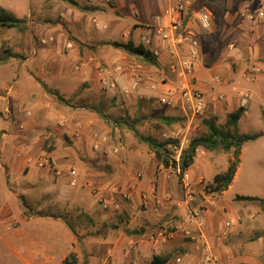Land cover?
Returning <instances> with one entry per match:
<instances>
[{
  "label": "crops",
  "instance_id": "1",
  "mask_svg": "<svg viewBox=\"0 0 264 264\" xmlns=\"http://www.w3.org/2000/svg\"><path fill=\"white\" fill-rule=\"evenodd\" d=\"M115 1L126 5V8L124 5H118L120 11L132 13L135 17L140 16V11L134 13V10H137L134 0H127V4L125 0ZM175 1L155 0L147 10L150 14H143L148 16L145 18V23H135L121 32L118 24L120 21L111 17V42L123 43L130 37L136 44L141 35L153 34L156 37L155 31L172 21L170 13ZM233 1L240 0H223L221 3H227L229 9L217 10V14L216 10L214 12L220 18V32H222L220 35H214L216 17L209 12L211 28L206 35L194 28L192 30L191 23H186L180 35L181 39L162 41L154 37L152 49L160 50L156 56L157 66H150L122 50L113 48L108 41L104 44L94 41L90 37L91 32L96 35L103 34L109 23H98L94 17H91L89 18L91 27H85L84 20L88 9L84 7L83 12L77 15L81 19L75 24L78 37L72 36L74 38L72 47L66 49L64 46L66 41L51 47L55 52L52 50L53 57L46 60L50 67L44 75V81L49 83L43 84V90L38 89L36 84L31 83V80L23 75H17V79L23 77L25 82L22 81L20 84L14 81L15 87L11 85V90L0 97V104L3 103L2 100L12 99L13 116L22 121V123L18 122L19 127L26 130L21 139L33 142L28 150L31 155L40 154L39 147H43L45 143H48L49 148L57 146L63 149L71 148V145H75L76 148L77 145L89 142L95 145L105 137L106 131L111 130V143L119 146L118 149L111 150V188L116 187L130 195L128 201H123L119 195H115L119 208L111 209V216H106V222L109 223V219L111 221V258L116 264H150L155 256L169 257L166 264H201L207 250L217 257L218 264H259L257 262L261 248L246 245L263 242L264 251V228L261 233L260 230H253L256 225L254 219L259 215L258 210L254 211L252 207L254 202L243 201L246 204L235 213L232 207L220 201L227 189L221 195L208 200L210 204L207 203L208 206L206 205L201 215V227L188 225L185 222L188 209L182 202L183 191L179 183L178 171L172 172L163 168L154 159L153 154L145 152V155H142L140 152H135L132 133L133 135L138 133L136 131L134 133L131 125H126L129 118L132 119L135 113L139 112L149 115L151 119L163 116L184 120L185 130L189 133L190 128L194 130L198 127L197 124L193 125L194 118L208 113L211 105L216 111H227V115L239 107L245 109L248 100L242 105L241 96H247L249 99L248 94L237 89L231 94L226 93L234 87L233 84L238 80L237 71L245 64L246 72L242 74L243 79L251 77L256 81L260 75L264 76L262 68L264 16L260 18L252 14V11L249 12L250 14L246 13L243 8L237 12L238 10L229 5ZM156 2H159L160 6L164 4L163 11L160 10L163 12L162 15L151 14L157 6ZM182 17L181 24L185 25V11ZM212 17L214 20L211 19ZM95 27L98 31L94 30ZM245 30H249L250 35L255 36L253 39L249 37L246 44L242 39ZM116 35L120 36L116 37ZM118 37L120 40L115 41L114 38ZM188 37H192L197 43L196 57L191 72L182 75L177 62L189 57L187 52L189 42L186 40ZM240 41L244 42L243 47L240 46ZM206 44H208L207 49L204 48ZM41 62L39 58H26L21 65L28 66V71L36 69L41 73L43 70L38 67ZM173 65L176 68H173ZM232 66L235 72L232 71ZM184 85L191 90L199 91L203 97V110L196 115L192 114L189 106L180 99L179 95L173 96L175 103L173 107L159 103V98L166 97L168 91L174 88L180 89L179 87ZM234 93L237 94L236 97H233ZM94 98L97 100L96 103ZM222 99L225 103L220 106L219 102ZM98 106H101L104 112L102 108L98 110ZM230 107L232 111L229 110ZM5 110L7 111L6 108ZM169 111L172 115L167 114ZM105 114L111 115L109 125H104L107 122L105 119H108ZM134 128L136 130V127ZM3 130L6 131L2 132V137L9 136L11 130H14L13 123ZM138 137L140 139L141 136ZM184 142L185 138L179 143V153L185 148ZM57 147L50 153L52 159ZM200 150L205 149L197 150L194 163L186 171L187 173L191 172L190 169L194 165L197 166ZM26 154L27 151L17 159L21 164L20 173L16 174L18 178L14 177L10 180L13 173L11 171L6 173L8 183L13 184L11 190L14 192L13 199L17 207L12 208L7 202L0 203V221L77 222L76 228L73 227V223L61 224L60 234L65 233L64 238L59 237L62 248L61 258L64 260L74 251L73 245L70 248L72 251L67 247V242L73 243L76 240L74 234L89 238L90 233L97 232L94 230L95 221L104 219V214H101L95 198L77 184L78 181L81 184L91 176H96L95 172L91 170L85 174L79 171L80 180L77 179L75 185H72V178L69 175L71 168L63 165L64 168L60 166V169L57 167L55 170L53 165L50 170H39L34 163H26L28 159L32 160L34 157ZM178 158L179 156L175 160ZM203 163L202 165L206 167L210 164L207 161ZM137 172H140L139 178L134 176ZM144 173L146 178L142 179ZM191 174L194 181L197 176L192 172ZM237 174L238 168L231 184L236 180ZM31 175H34L32 180H30V177H33ZM22 176L26 180L21 182H28L23 188L13 182V179L19 180ZM29 194H34L33 200L36 198L38 203L43 200L48 201L50 209L48 212L52 214L43 213L42 204L39 208L28 210L26 203L23 207L17 202V199L24 200ZM142 195H147L148 200L142 201ZM262 212L264 213L263 210ZM80 221L91 225H81ZM158 233H163L164 238L151 241V236ZM36 247L46 251L51 246L43 244Z\"/></svg>",
  "mask_w": 264,
  "mask_h": 264
},
{
  "label": "rangeland",
  "instance_id": "2",
  "mask_svg": "<svg viewBox=\"0 0 264 264\" xmlns=\"http://www.w3.org/2000/svg\"><path fill=\"white\" fill-rule=\"evenodd\" d=\"M134 1V5L137 9L134 10V13L135 11H140L139 17H135L132 13L127 14L125 11H120L118 5L123 6L124 3H118L115 0H0V8L5 9L18 19L24 20L26 26L25 30L22 32L17 28L0 27V57L4 59L0 62V97L5 96L6 92L11 90V85L12 87H15V84H13L14 81L21 84L24 78L20 77L17 79V75H23L31 80V83L33 82V84H36L38 89L43 90V84L49 83L46 80V82L44 81V75H46L47 69L49 70L50 67L49 62H46V60L51 59L55 52L51 47L57 45L59 42L64 43V41H66V45L70 43L72 47V40H74L72 36L78 37V34L75 32V24L78 23V19H81L78 18L77 15L83 12L82 8L85 7L88 9L86 20H84L85 27H91V21L89 20L91 17H94L98 23H109L105 33L96 35L93 34L92 31L90 37L93 38L94 41L99 42L98 44H104V42L108 41V44L112 46L114 42H111V17L120 21V23H118L120 32L121 30H126L129 26H132L135 23H145V18L148 16L143 14H150L147 10L150 8V5H153L155 0ZM222 1L223 0H188L189 4L185 8V25H182V30L184 29V26H186V23H191V29L194 28V30L196 29L203 35L209 33L210 31H203L199 27V22L197 20L203 11H208L212 16L216 17V29L214 35L222 34V32H220L221 26L219 24V15L214 14L215 10L217 14V10L229 9L227 3H221ZM125 2L127 4V0H125ZM205 2H209L214 11L209 10ZM156 4L157 6L152 10L151 14L162 15L163 12L161 11L164 9V4L163 6H160L159 2H156ZM229 5L232 6L233 9L238 10L237 12L242 8L246 13L252 11L251 13L255 15H257L259 11L264 12V0H240L230 2ZM124 6V8H126V5ZM142 10L145 12H142ZM119 11L121 13H119L120 16L118 17ZM211 19H213V17ZM163 27H165V25L160 28ZM95 29L97 30L98 28L95 27L94 30ZM133 29L134 28H132V30ZM243 33L244 35L242 39L245 43L240 41V46H242V43L246 44L249 37L252 39L255 38V36L250 35L249 30H245ZM117 36L120 35H116V37ZM151 36L152 41H154L155 36H153V34H151ZM196 37L198 38V36ZM129 39L130 37L127 40ZM114 40L119 41L120 38H114ZM136 44H140V39ZM66 45L64 44L65 48L70 49L67 48ZM204 48L207 49L208 44H206ZM34 53H36V55ZM16 55L17 57H15ZM26 58L41 59L42 62L38 67H40L43 72L39 73L36 69L28 71V66L21 65ZM233 66L232 71L235 72ZM245 66L246 64L241 66L237 71L236 75L238 80L233 84L234 87L231 88V91L226 94L236 92L237 89L242 90L249 95L248 103L245 107L246 113L242 115L238 123V133L243 136L258 135V138L253 141H248L242 146L236 180H234L228 190L220 198V201L232 207L235 210V213L246 204L243 201H236V196L256 197L264 200V76L260 75L258 77L259 79H256V81L252 80L251 77H246L248 80L243 79L242 74L243 72H246ZM262 68L264 69V63H262ZM9 87L10 89H8ZM179 88L181 89V86ZM236 96L237 94L234 93L233 97ZM238 98L240 99V97ZM241 98H243V96H241ZM100 99L101 98H99V100ZM93 100L94 103L97 102L96 98ZM11 101V98H7L4 101L2 100L1 102L3 103L0 104V203L4 204L7 202L12 208H14V206L17 207V205L13 199L14 192L11 190L13 184L8 183L6 173L9 171L13 173V177H11L10 180L18 176L16 174L20 173L21 169L19 167H21V164L17 159L24 155L26 151L27 156L31 155L28 153V150L31 147L30 144L33 142L24 138L21 139L22 134H24L26 130L19 127L20 124L18 122L22 123V121L17 120L15 115L13 116L14 109ZM219 103L220 106L224 105L225 100L222 99ZM137 106H139V104ZM101 108V106H98V110ZM102 110L104 112L103 108ZM209 110L208 113L206 112L205 114L194 118L193 125L197 124L198 127L194 130L190 128L189 133L185 130L184 120L167 125L163 123L160 118L163 116H158L157 119H151L147 114L136 112L134 117L132 119L129 118L128 123H126V125L132 126L134 133L135 131L138 133L134 135L132 133L135 152H140L142 155H145V152H147V154H153L147 143L141 141L138 136L149 137L157 142H164L171 139L172 141H177V144L173 143L168 146L167 149L170 151L171 157L175 159L180 154L179 143L184 138V147H186L190 139L202 134L204 131L202 121L213 120L216 125L224 124L227 111H216L213 105L210 106ZM229 110L232 111L231 107ZM169 113L170 111L167 114L172 115V113ZM105 115L108 116V121L105 122L103 119H101V121L105 122L104 125H109L111 123V115ZM11 123L14 125V130H11L8 134L9 136L2 137V132L6 131L3 129ZM101 126L103 127V125ZM134 127H136V130ZM185 133L188 134L185 136ZM104 134L105 140L103 141L101 139L95 145H91L89 142L77 145L76 148H74L75 145H71V148L68 149H63L62 147L58 148L56 146L57 150L53 154L55 170L57 167L60 169V166L63 167V165L66 168H73L77 173L76 182L77 179L80 180L79 171L86 174V172L93 170L96 175L91 176L90 179L81 184L79 181L77 182L81 189L90 193L95 198L97 206L102 212L101 214H104V219L100 218V220L95 221L96 224L94 230L97 232L90 233L89 238H86L83 235L74 234L76 240L73 243L67 242L68 250L72 251L70 248L73 245V253H75L80 264H116L114 263V259L111 258V221L109 219V223L106 222V216H111V210H103L98 199L109 198L107 193L100 192V187L111 184V150L114 148L118 149L119 146L111 143V130L106 131ZM48 148V143L43 144V147H39L40 154L31 155L34 157H32V160L28 159L26 163H34L39 170H50V158L47 156V154H49ZM198 154L199 162L197 166L194 165L190 169V171L197 176L194 181L192 180L191 172L188 171L190 176L189 179L193 187V202L189 205V209L199 210L201 216L207 203L210 204L208 200H210L211 197L215 198L217 196V194H212L206 191V187L212 182L215 175L226 171L228 161L232 155L221 151L209 152L205 150H200ZM39 159H47L49 161L48 166H39ZM203 161L210 162L209 166L206 167L205 165H202L204 164ZM167 170L176 172V170L171 168ZM31 176L33 177H30V180L34 178V175ZM17 178L13 179V182L19 184V187L23 188L28 184V182H21L22 180H26L24 176L19 180ZM145 178L146 175L144 173L142 174V179ZM195 181L196 183H199L196 185ZM89 183L94 186V193L97 190V194L92 193V190L88 187ZM179 183H181L180 178ZM21 191H23V189H21ZM33 196L34 194H29L24 200L17 199V202L22 205L26 203L28 210L39 208L40 204H42V212L45 214H52L51 212H48V210H50L48 207V201L43 200L41 203H38L39 201H37L36 198L33 200ZM252 207L254 208V211L258 210L259 212V215L254 219L256 225L253 227V230H260L259 233H261L264 228L263 208L258 202H254V206ZM85 220L88 221L87 218H85ZM66 222L70 224L73 223L74 228L78 226L76 225L78 223L75 221H0V264H63L62 261L64 260L61 258L62 248H60L61 243L59 237L64 238L65 233L60 234L59 230L62 227L61 224H66ZM79 224L85 226L91 225L85 221H80ZM256 233L257 231L255 234ZM56 234H58V236H54ZM43 244H49L52 248L50 247L49 250L42 251L40 248L36 247L37 245L41 246ZM246 245H251L253 246L252 248H261V254L258 257L257 263L264 264V251L262 249L263 242H256L253 244L248 243Z\"/></svg>",
  "mask_w": 264,
  "mask_h": 264
},
{
  "label": "trees",
  "instance_id": "3",
  "mask_svg": "<svg viewBox=\"0 0 264 264\" xmlns=\"http://www.w3.org/2000/svg\"><path fill=\"white\" fill-rule=\"evenodd\" d=\"M213 1V0H208ZM207 8L211 11L214 9L211 7L209 2H205ZM213 9V10H212ZM185 23V21H184ZM0 27L5 28H17L19 31H24L26 26L24 20L16 18L11 13L7 12L5 9L0 8ZM113 48L124 51L130 56H134L140 59L142 62L150 65L157 66L156 56L142 44H135L131 39L126 42H114ZM17 57V55L15 56ZM4 59L0 57V62ZM245 109L239 107L236 110L230 112L226 116V120L222 125H216L213 120L202 121V126L204 131L202 134L193 137L189 140L188 145L181 150L178 161L171 157L170 151L167 149L168 146L177 144V141H172L168 139L164 142H157L149 137L141 136L140 139L147 143L150 150L153 153L154 159L158 164L162 165L165 169L179 170L178 176L186 172L194 163L196 157V152L199 148H203L210 152L221 151L223 153H230L232 156L228 161V167L225 172L217 174L213 177L212 182L206 187V191L221 195L225 192L231 185L233 178L235 176L236 170L240 162V154L242 146L248 142L253 141L258 138V135L254 136H243L238 133V123L244 114ZM163 123L169 125L178 122L180 119L174 117H160ZM108 119H105V121ZM136 133V132H135ZM49 154L47 156L50 158L51 166L54 165V161L50 156L53 147L48 148ZM236 201H248V202H258L264 211V200L256 197H245L236 196ZM170 259L169 257L155 256L152 258L150 264H166ZM63 264H80L78 258L74 253H70L63 261Z\"/></svg>",
  "mask_w": 264,
  "mask_h": 264
},
{
  "label": "built area",
  "instance_id": "4",
  "mask_svg": "<svg viewBox=\"0 0 264 264\" xmlns=\"http://www.w3.org/2000/svg\"><path fill=\"white\" fill-rule=\"evenodd\" d=\"M189 4L188 0H176L175 1V6L172 10L171 18L172 21L166 25L163 28H160L156 31L155 35L162 41H168V40H177L181 39V30H182V14L185 11L186 6ZM169 13V12H168ZM257 16L262 18L264 16L263 11H259L257 13ZM199 22V27L203 31H209L211 28V20H210V13L208 11H203L199 17L197 18ZM191 36V34H189ZM187 42H189V47H188V55L189 57L187 59H180L177 62V65L180 69V74L185 75L187 73H190L192 68H193V62L196 57V46L197 43L192 37H188ZM152 36L151 34L148 35H141L140 36V44L143 46L147 47L154 56H158L160 50L158 48L152 49ZM67 48H71V44L68 43L66 45ZM175 66L173 65V68ZM176 68V67H175ZM136 86V84H134ZM179 95L180 99L183 100L190 108L191 112L193 115H196L200 113L203 110L204 103H203V97L199 91L196 90H191L187 85L181 86V89L174 88L168 91V95L166 97L159 98V103L167 106V107H173L175 106V103L173 102V96ZM248 100L247 96H244L242 98V105L246 104ZM103 141L105 138H101ZM116 152V150L114 151ZM178 161V159L176 160ZM49 161L47 159H39V166L45 167L48 166ZM50 167V165H49ZM179 173V170H177ZM69 175L71 176L72 180L71 183L72 185H75L76 183V177L77 173L76 170L71 169L69 171ZM135 178L140 177V173H137L134 175ZM180 180H181V185H182V191H183V204L187 207L188 213L186 214V220L185 222L188 225H195L197 227H201L202 223L200 221V211L199 210H191L189 209V205L191 202H193V187L192 183L190 182L189 175L187 172H184L180 175ZM88 187L90 190H92V193H94V186L89 183ZM100 192L107 193L109 198H99L98 202L101 203V208L103 210H118L119 206L118 203L115 201V195H119L123 201H128L130 200V195L128 192L123 191L121 192L119 189L116 187L111 188V184L103 185L100 187ZM94 194H97V190L95 191ZM142 201H147L148 197L147 195H142L141 196ZM229 225V224H227ZM188 234L187 232H184ZM222 236L224 235L221 234ZM164 234L163 233H158L155 236H151L150 240L151 241H156L157 239H163ZM201 264H218V259L215 257L213 254L210 253V251H205L204 258L201 262Z\"/></svg>",
  "mask_w": 264,
  "mask_h": 264
}]
</instances>
